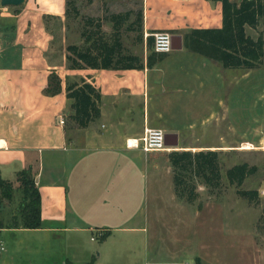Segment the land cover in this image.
Segmentation results:
<instances>
[{
  "label": "crops",
  "instance_id": "1",
  "mask_svg": "<svg viewBox=\"0 0 264 264\" xmlns=\"http://www.w3.org/2000/svg\"><path fill=\"white\" fill-rule=\"evenodd\" d=\"M66 1L24 0L15 7L0 5V176L9 179L23 169H34L41 200L40 227L1 228L4 250L0 253L6 250L5 243L18 245L24 235L47 233L58 239L95 229L107 233L101 240L103 253L82 264H111L120 259L117 252L121 248L129 249L133 234L143 231L149 241L144 227L147 217L157 221V194L152 191L149 200L144 184H140L148 175L155 190L159 166L146 159V154L157 152L145 154L126 146L149 128L148 113L156 122L185 130V137L181 131L174 133L177 146L172 150L233 151L231 146L224 150L226 136L221 129L228 122L233 130L229 137L233 141L236 135L242 137L235 126L241 121L243 105L257 104L264 68L225 69L184 48L185 31L221 28L219 2L140 0L144 34L166 31L180 35V49L141 70H67L65 48L71 19L65 16ZM50 19L57 25L53 30ZM245 33L253 39L258 35L264 38V26L245 27ZM56 37L61 43L59 50L54 49ZM146 56L147 51L141 56L144 63ZM52 72L61 80V91L54 96L44 92ZM81 80L99 91L100 117L85 129L75 127L78 139L69 140L66 127L59 125L57 118L71 114L66 82ZM209 136L212 142L204 140ZM141 157L142 166L134 162ZM136 190L143 194L136 197ZM70 259H62V264H71ZM0 264H9L8 258H0ZM145 264H157L156 255L152 263Z\"/></svg>",
  "mask_w": 264,
  "mask_h": 264
},
{
  "label": "rangeland",
  "instance_id": "2",
  "mask_svg": "<svg viewBox=\"0 0 264 264\" xmlns=\"http://www.w3.org/2000/svg\"><path fill=\"white\" fill-rule=\"evenodd\" d=\"M69 1H71L69 6L71 16L74 17L73 6L78 14L76 18H70L68 44L78 43L77 34L80 31V22L85 17L100 18L102 30L109 33L111 27L110 23L104 20L106 16L111 13L123 14L131 11L129 22H132L135 20V14L140 12V0ZM49 21L52 24V30L55 29L57 26L54 25L55 22L52 19ZM260 27H262L261 24ZM150 34L152 36L154 33ZM138 36H141V42L137 40ZM146 37L143 30L139 31L135 27L133 31L122 35L121 41L127 50L142 56L144 52L146 55L147 51L144 43ZM152 38L154 40L153 36ZM60 44V39L56 37L54 49L59 50ZM258 92L257 104H248L246 107L243 105L241 121H238V125L235 126L242 137L236 135L234 141L233 137H229L231 128L229 129L228 122L225 128L221 129L226 136L223 142L226 146L223 147L224 150H228L229 146L234 150L225 153L218 152L219 187L208 190L198 185L196 201L193 204L189 205L183 200H178L173 194L172 172L168 169L169 164L166 157L172 149L168 148V151L155 154L145 153L146 159L156 161L159 166L155 190L150 180L148 181L150 179L148 175L143 181L140 180V184H144L149 200H151L152 191L157 194V221L153 216L147 217L149 222L146 220L145 226L140 221L139 225L144 226L145 231H148L149 241L147 238L144 239L143 231L133 234L129 249L121 248L124 251L117 252V255H121L120 259L112 261L111 264L152 263L155 255L157 264H264V218L262 217L264 206V83L259 84ZM243 96H246V91ZM145 97L146 92L143 95V98ZM69 115L64 118L63 124L67 129V138L69 140L78 139L74 131L77 126ZM148 119L149 128L161 129L165 133L172 134H178L181 131L180 135L186 136L184 129L174 127L175 125L171 127L168 122H156L149 113ZM212 138L209 136L204 140L212 142ZM245 143H250L252 149H241ZM134 162L142 166L143 158ZM244 162L249 166H255L257 170L248 176L240 187L236 188L228 183L226 171ZM33 172L34 169L30 168V173L33 174ZM2 179L10 184L11 189L18 186L15 176ZM236 189L256 190L258 202H249L240 197ZM11 191L14 198L11 203L0 195V225L10 229H12L10 220L21 198L20 192ZM142 194L141 190L135 191L136 197ZM151 204L153 205L152 202ZM140 220L144 221L143 218ZM98 232L99 230L96 232L95 229L91 232L85 230L79 234H64L58 239L51 238V235L47 233H42V236L34 233L32 237L24 235L18 245L5 243L6 250L0 253V258H8L9 264H62V259L71 256L73 258V260L70 259L71 264H82L86 259L91 257L97 259L98 253H103V245L101 240H98ZM91 237L94 240H91ZM116 244L117 242L115 246ZM3 250L0 248V252ZM113 250V248L109 250L111 254Z\"/></svg>",
  "mask_w": 264,
  "mask_h": 264
},
{
  "label": "trees",
  "instance_id": "3",
  "mask_svg": "<svg viewBox=\"0 0 264 264\" xmlns=\"http://www.w3.org/2000/svg\"><path fill=\"white\" fill-rule=\"evenodd\" d=\"M221 4V28L190 29L183 33L184 48L194 54L217 62L222 68L259 69L264 68V38L258 35L253 39L245 33V27L255 29L264 26V0H211ZM66 1L65 16L76 18L78 14L73 6V15ZM131 11L111 13L104 18L110 23L111 30H102L100 18L85 17L80 22L79 42L68 44L65 48L67 70L101 69V70H141L151 68L161 62L166 53L153 50L151 35L145 39L147 48L146 62L141 56L127 50L121 41L122 35L136 27L142 30V13L135 14V20L129 22ZM71 16V17H70ZM154 33V32H153ZM142 41L141 36L137 37ZM61 91V80L52 72L47 77L44 89L47 95H57ZM66 98L70 100V119L78 128L85 129L100 117V94L89 82H66ZM167 161L172 172L173 193L176 199L191 205L196 201V187L204 186L214 190L220 185V165L218 152L174 150L167 154ZM257 168L246 162L232 166L226 171V179L236 188L254 174ZM18 186L11 189L10 184L0 176V195L9 203L14 199L11 190L20 192V202L10 220L12 228L38 229L41 225V200L35 187L30 167L16 173ZM237 195L249 202H258L256 190H238ZM2 208V207H1ZM264 218V206L262 207ZM0 228L3 226L0 225ZM98 240H103L107 233L98 232ZM68 264V263H65Z\"/></svg>",
  "mask_w": 264,
  "mask_h": 264
},
{
  "label": "built area",
  "instance_id": "4",
  "mask_svg": "<svg viewBox=\"0 0 264 264\" xmlns=\"http://www.w3.org/2000/svg\"><path fill=\"white\" fill-rule=\"evenodd\" d=\"M153 40V50L157 53H169L172 51V41L171 34L166 31H157L152 34ZM65 120L63 116H58L57 123L63 126ZM164 134L165 132L157 128H148L143 132L140 138L132 140L131 143L126 142V146L130 148L140 149L144 153L148 152H159L168 151V147L164 144ZM263 192V191H262ZM99 235V233L97 234ZM91 240H94L91 237ZM0 248L4 249L0 243Z\"/></svg>",
  "mask_w": 264,
  "mask_h": 264
},
{
  "label": "water",
  "instance_id": "5",
  "mask_svg": "<svg viewBox=\"0 0 264 264\" xmlns=\"http://www.w3.org/2000/svg\"><path fill=\"white\" fill-rule=\"evenodd\" d=\"M24 0H0V5L3 7L7 6H19L23 3ZM172 50H178L181 48V36L180 35H172ZM173 139V140H172ZM164 144L168 148H173L177 146V135L172 133L164 134ZM174 151V150H172Z\"/></svg>",
  "mask_w": 264,
  "mask_h": 264
},
{
  "label": "bare ground",
  "instance_id": "6",
  "mask_svg": "<svg viewBox=\"0 0 264 264\" xmlns=\"http://www.w3.org/2000/svg\"><path fill=\"white\" fill-rule=\"evenodd\" d=\"M241 149H247V150H249V149H252V146H250V144H248V143H245V144H243L241 146Z\"/></svg>",
  "mask_w": 264,
  "mask_h": 264
}]
</instances>
